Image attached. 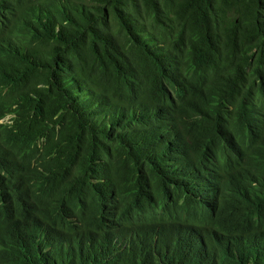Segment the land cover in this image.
I'll return each instance as SVG.
<instances>
[{"label":"trees","instance_id":"1","mask_svg":"<svg viewBox=\"0 0 264 264\" xmlns=\"http://www.w3.org/2000/svg\"><path fill=\"white\" fill-rule=\"evenodd\" d=\"M0 264H264V0H0Z\"/></svg>","mask_w":264,"mask_h":264},{"label":"rangeland","instance_id":"2","mask_svg":"<svg viewBox=\"0 0 264 264\" xmlns=\"http://www.w3.org/2000/svg\"><path fill=\"white\" fill-rule=\"evenodd\" d=\"M9 120V119H8Z\"/></svg>","mask_w":264,"mask_h":264}]
</instances>
